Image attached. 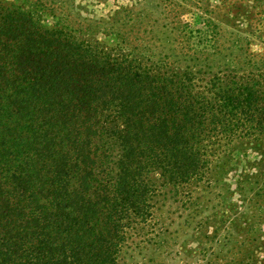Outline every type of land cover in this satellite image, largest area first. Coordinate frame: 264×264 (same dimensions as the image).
I'll list each match as a JSON object with an SVG mask.
<instances>
[{
	"label": "trees",
	"instance_id": "obj_1",
	"mask_svg": "<svg viewBox=\"0 0 264 264\" xmlns=\"http://www.w3.org/2000/svg\"><path fill=\"white\" fill-rule=\"evenodd\" d=\"M238 7L223 13L230 23L249 19ZM201 10L202 26H184L196 53L154 60L116 25L97 31L116 39L108 46L0 0V264H121L159 202L218 185L237 151L264 155V53L234 31L218 46L223 22ZM255 235L221 264H254Z\"/></svg>",
	"mask_w": 264,
	"mask_h": 264
},
{
	"label": "rangeland",
	"instance_id": "obj_2",
	"mask_svg": "<svg viewBox=\"0 0 264 264\" xmlns=\"http://www.w3.org/2000/svg\"><path fill=\"white\" fill-rule=\"evenodd\" d=\"M5 1L22 4L47 27L61 20L77 32L88 35L96 32L97 38L108 46H115L116 39L97 31L104 23L116 25L127 45L148 52L154 60L168 57V48L195 54L197 39L184 35L187 30L184 26H202L201 9L208 8L216 20L223 22L218 46H229L232 33L239 32L251 56L257 59L264 53V0H162V4L157 0L153 8L144 4V0H42L48 9L35 3L36 0ZM238 6H249L250 17L230 23L223 13L235 15L242 10ZM169 32L176 34L167 40ZM230 166L232 169L218 185L213 183L208 190L192 187L187 193L189 199L178 197L159 202L153 217L141 223L124 245L121 264H216L217 260L221 264L239 260L247 242H254L255 234H259V246L254 264H264V155L252 148L237 151ZM245 174H257L260 179L257 185L251 182L239 186ZM251 179L255 181L256 176ZM232 219L239 226L235 227ZM249 224L252 226L248 229ZM252 228L258 232L251 231ZM212 236L214 242L208 241ZM224 238L227 240L224 248L215 243Z\"/></svg>",
	"mask_w": 264,
	"mask_h": 264
}]
</instances>
